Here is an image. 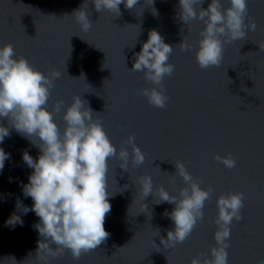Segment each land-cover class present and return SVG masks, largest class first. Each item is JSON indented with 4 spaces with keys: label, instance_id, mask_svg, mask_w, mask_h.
<instances>
[{
    "label": "water",
    "instance_id": "obj_1",
    "mask_svg": "<svg viewBox=\"0 0 264 264\" xmlns=\"http://www.w3.org/2000/svg\"><path fill=\"white\" fill-rule=\"evenodd\" d=\"M210 2L204 0L202 7L206 9ZM221 2L229 6L228 0ZM84 3L93 23L88 32L82 31L73 15ZM178 6L179 0H154L152 6L150 0H139L131 10L121 4V14L116 16L107 10L97 12L93 0H0V47L11 44L16 58L25 57L46 75L53 70L61 74L54 80L47 104L52 111L58 101L64 102L60 114H54L61 132L63 113L79 96L96 112L93 118L100 120L117 151L121 147L129 151L128 171L120 167L117 157L109 161L111 211L104 227L110 235L97 247L99 251L123 264H190L201 254L211 258L217 198L242 192L243 220L230 226L228 264H262L264 51L259 46H264V0H248L245 23L254 21L256 30L247 31L246 39L225 44L220 66L208 69H201L195 60L204 24L198 19L184 24ZM153 7L158 15L152 14ZM150 30L158 31L174 47L169 58L174 72L163 80L169 97L164 109L150 105L141 95V89L154 85L143 72L131 70ZM183 40L192 45L191 51H181L178 45ZM0 124L10 132L0 143L9 154L0 171V204L25 214L23 207L31 208L33 201L24 196L23 185L33 169L22 157L27 152L37 159L41 153L6 119H0ZM133 134L145 155L139 166L132 164L131 145L126 143ZM217 154H231L236 166L227 169L214 159ZM176 161L183 162L200 186H210L212 192L204 218L183 243L170 249L161 238L174 230L164 213L175 205L155 204L159 197L151 194L143 200L137 180L150 175L154 193L163 186L179 199L180 189L187 185L176 173ZM25 215L39 220L32 211Z\"/></svg>",
    "mask_w": 264,
    "mask_h": 264
},
{
    "label": "clouds",
    "instance_id": "obj_2",
    "mask_svg": "<svg viewBox=\"0 0 264 264\" xmlns=\"http://www.w3.org/2000/svg\"><path fill=\"white\" fill-rule=\"evenodd\" d=\"M93 3L97 12L107 10L119 16L121 4L131 10L139 0H93ZM203 3L204 0H179L178 16L184 24L197 19L204 24L199 33L201 38L195 60L201 69H208L220 66L225 44L246 39L247 31H255L257 26L254 21L245 23L248 19V0H228V7H224L221 0H211L206 9L202 7ZM153 4L154 0H150V6ZM87 9L84 3L73 13L84 32L90 31L93 25ZM152 14L158 15L154 7ZM178 46L184 52L192 50V45L184 40ZM259 48L264 51V46ZM173 50L174 47L165 43L158 31L150 30L141 51L135 53L131 69L143 72L144 79L154 85L141 89V95L150 105L161 109L167 107L169 99L163 80L174 72L175 66L169 62ZM16 57L13 45L0 47V119H6L8 125L28 138L41 153L37 159L27 152L22 157L25 164L33 169L28 183L23 185V194L31 197L33 205L31 208L24 206L23 212L32 211L39 217L35 228L42 240L50 242L41 243V240L37 253L47 250L49 256L56 257L67 250L74 260H79L83 254L105 243L110 235L104 227L106 216L111 211L109 161L117 157L122 161L120 167L128 171L130 154L125 147L117 151L100 120L93 118L96 112L79 96H74L73 102L64 111L62 119L65 127L61 132L54 114H60L64 102L58 101L52 111L47 108L50 89L61 74L53 70L46 75L25 57ZM9 134V127L0 124V143ZM33 138L39 142H34ZM126 143L131 145L132 164H143L145 155L135 144V135H129ZM6 159H9V154L0 148V171ZM214 159L229 170L236 166V159L231 154H217ZM174 166L187 185L180 189L179 199L163 186L154 193L150 175L137 180L143 200L151 194L159 197L155 204L167 202L175 205L170 213H164L173 222L174 230L167 231L166 239L161 238L164 247L170 249L183 243L204 218V207L212 192L210 186L208 189L200 186L201 182L193 178L183 162L176 161ZM244 200L242 192H229L217 198L218 214L214 221L217 230L214 233L215 246L210 249L211 258L201 254V258H193L190 264H228L230 226L234 220H243L241 209ZM17 222L23 223L19 216L13 214L6 225L15 226ZM53 244L55 247L50 246Z\"/></svg>",
    "mask_w": 264,
    "mask_h": 264
}]
</instances>
